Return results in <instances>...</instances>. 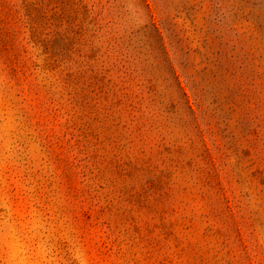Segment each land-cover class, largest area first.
<instances>
[{
    "label": "rangeland",
    "instance_id": "obj_1",
    "mask_svg": "<svg viewBox=\"0 0 264 264\" xmlns=\"http://www.w3.org/2000/svg\"><path fill=\"white\" fill-rule=\"evenodd\" d=\"M0 264H264V0H0Z\"/></svg>",
    "mask_w": 264,
    "mask_h": 264
}]
</instances>
